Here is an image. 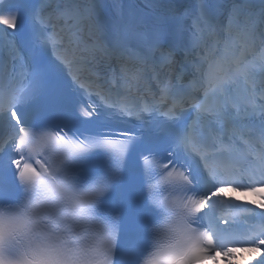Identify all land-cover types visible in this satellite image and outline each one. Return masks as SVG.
<instances>
[{"label":"snow or ice","instance_id":"snow-or-ice-1","mask_svg":"<svg viewBox=\"0 0 264 264\" xmlns=\"http://www.w3.org/2000/svg\"><path fill=\"white\" fill-rule=\"evenodd\" d=\"M237 246L264 264V0H0V264Z\"/></svg>","mask_w":264,"mask_h":264}]
</instances>
